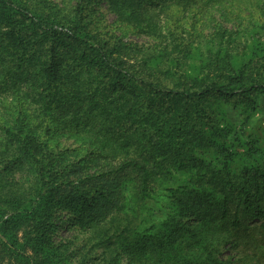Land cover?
<instances>
[{
    "label": "trees",
    "instance_id": "obj_1",
    "mask_svg": "<svg viewBox=\"0 0 264 264\" xmlns=\"http://www.w3.org/2000/svg\"><path fill=\"white\" fill-rule=\"evenodd\" d=\"M59 1L0 0V264H222L227 242L264 261V147L233 151L215 115L264 111V0H107L147 44L99 30L91 0ZM60 129L94 140L98 168L53 151ZM164 182L174 213L113 228L128 186L148 199ZM67 222L104 254L73 260Z\"/></svg>",
    "mask_w": 264,
    "mask_h": 264
},
{
    "label": "rangeland",
    "instance_id": "obj_2",
    "mask_svg": "<svg viewBox=\"0 0 264 264\" xmlns=\"http://www.w3.org/2000/svg\"><path fill=\"white\" fill-rule=\"evenodd\" d=\"M60 3L59 0H53ZM89 8H92V16L97 17L99 30L108 32L109 34L120 36L124 40H132L139 43H152L153 39L144 33H140L139 29L134 30L131 26L124 24L119 20L117 14L111 9L107 0H91ZM238 8H233L228 10L232 14L228 15L231 18H236ZM215 19L224 22L227 27H232L235 22L233 19L226 22L223 18H220L219 13L212 12ZM240 16L245 22L248 19V14L246 11L240 13ZM199 18V17H197ZM202 21L198 23L199 27H207V25L212 23L210 21ZM233 20V21H232ZM186 19L182 21L185 25ZM198 56L195 55L191 60L190 65L195 67L199 66ZM264 106V105H263ZM264 108V107H263ZM242 109L234 106L233 103L225 104L221 110L216 111L217 118L221 119L219 123L224 125L228 123L232 126L231 134L228 137L229 145L231 149L235 152H243L249 147V142H254L256 146L264 147V111H257L248 120L247 123H243L245 115L242 114ZM61 126L60 128H62ZM57 129V126L54 127ZM50 147L55 153H59L64 149H70L71 151L77 150L76 154H72L71 158H85V164L88 166V171L92 172L95 168H98L100 159H94L97 156L94 152L96 144H94L93 139H88L80 134L68 131L67 129H60L49 138ZM93 143V144H92ZM211 153L213 150L210 151ZM211 153H207L210 158ZM217 155V154H216ZM222 154L221 156H223ZM255 160H259V154L255 153L252 155ZM177 183L183 182L187 179L186 175L175 174ZM172 182H164L159 184L158 189L151 195L148 199H140L134 195L128 186L125 189L126 199L123 203V210L118 214V219L113 224V228H117L120 224H130V226L144 229L153 223H160L164 221L169 214L174 213L176 209L171 204V200L164 190L165 186H168ZM110 225V224H109ZM100 235L88 227H82L79 224H73L67 222L63 229H59L56 241L61 245V249L67 247L69 251H78V256L73 260H79L86 251L88 255H98L104 254L103 248L101 246H96L97 242L100 241ZM264 247V241L262 243ZM219 260L222 264H264V261L260 260L259 257H253V251H246L245 245L232 246L231 242L223 243L220 248V252L217 253ZM97 263V262H96ZM124 264H133L130 259L125 257L123 260Z\"/></svg>",
    "mask_w": 264,
    "mask_h": 264
}]
</instances>
